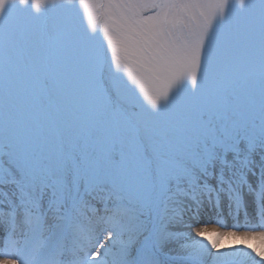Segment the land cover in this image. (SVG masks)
<instances>
[{"label": "snow or ice", "instance_id": "snow-or-ice-1", "mask_svg": "<svg viewBox=\"0 0 264 264\" xmlns=\"http://www.w3.org/2000/svg\"><path fill=\"white\" fill-rule=\"evenodd\" d=\"M225 206L250 219L194 227ZM241 258L264 264V0H0V264Z\"/></svg>", "mask_w": 264, "mask_h": 264}, {"label": "bare ground", "instance_id": "bare-ground-1", "mask_svg": "<svg viewBox=\"0 0 264 264\" xmlns=\"http://www.w3.org/2000/svg\"><path fill=\"white\" fill-rule=\"evenodd\" d=\"M223 214L224 218L226 219L225 225L222 226V228L218 229V224H217V219H219V217ZM201 220V224L200 225H194L195 226H207L209 228V230H219V231H228V230H237L235 229L233 226L237 223L239 224H243L245 223V221L248 219V217H246L244 215V211L243 209H241V211L239 213H235L234 209L229 211V209L225 206L222 210V213L220 215H217L216 212L214 211H206L203 213V215L199 218ZM238 231L243 232L246 231V229L244 228H240L238 229ZM224 244H236L237 241L233 238V239H224L223 240ZM238 262L244 263L243 258H241Z\"/></svg>", "mask_w": 264, "mask_h": 264}, {"label": "rangeland", "instance_id": "rangeland-1", "mask_svg": "<svg viewBox=\"0 0 264 264\" xmlns=\"http://www.w3.org/2000/svg\"><path fill=\"white\" fill-rule=\"evenodd\" d=\"M234 212L237 213V212L235 211V209H234ZM248 219H250V217H248ZM238 264H244V263L238 262Z\"/></svg>", "mask_w": 264, "mask_h": 264}]
</instances>
